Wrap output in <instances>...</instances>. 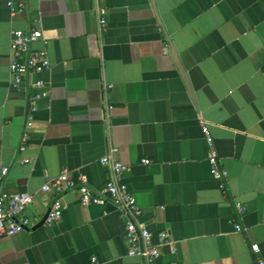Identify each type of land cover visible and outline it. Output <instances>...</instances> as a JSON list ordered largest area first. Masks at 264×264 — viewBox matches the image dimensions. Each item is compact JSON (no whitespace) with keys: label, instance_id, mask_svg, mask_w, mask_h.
<instances>
[{"label":"crops","instance_id":"obj_1","mask_svg":"<svg viewBox=\"0 0 264 264\" xmlns=\"http://www.w3.org/2000/svg\"><path fill=\"white\" fill-rule=\"evenodd\" d=\"M14 2L26 10L11 13L0 0V163L10 165L7 191L34 195L18 217L34 225L0 235V264H145L129 255L116 207L84 206L76 189L62 194L58 222L33 228L55 197L41 192L47 178L67 170L99 192L109 153L129 166L123 180L154 242L163 231L175 242V251L162 245L158 264H256L253 243L264 259V0ZM30 27L43 31L34 46L48 50L52 68L16 88L11 31ZM38 79L42 87L32 84ZM201 120L228 171V193L211 174ZM234 198L246 206L242 216Z\"/></svg>","mask_w":264,"mask_h":264},{"label":"built area","instance_id":"obj_2","mask_svg":"<svg viewBox=\"0 0 264 264\" xmlns=\"http://www.w3.org/2000/svg\"><path fill=\"white\" fill-rule=\"evenodd\" d=\"M8 6L11 13L25 11L24 4L16 5L14 0H8ZM103 10H100L102 13ZM101 26L105 27L107 22L101 16ZM36 22L41 23V19L37 18ZM44 39L43 31L39 27H30L27 30L14 28L11 31L10 40V56L9 63L10 83L16 88L25 86L26 79L33 74H40L52 68V62L49 57L48 50L45 48L35 47L34 44ZM35 87H42L44 82L36 80L32 83ZM40 95L33 96L36 100ZM36 110L33 107L30 110L29 120L32 119V113ZM204 136L208 144L209 150L207 160L209 162L210 171L215 180L218 182L219 189L223 193H228L229 174L221 161L218 149L216 147L215 138L205 120H201ZM28 132H24L21 138L20 151L23 152L27 148ZM114 151V149L112 150ZM31 162L30 158H19L18 163L24 164ZM103 164L109 165L111 174L107 178L105 185L99 192H95L87 183L85 176H72L67 170L61 172L55 178H47L41 187L43 193H55V197L50 202V211L45 220V225L52 226L58 222L63 215L66 204L62 198V194L68 190L76 189L80 193V200L84 206L91 204L105 205L113 204L120 214L126 219L125 239L129 246V255L140 257L145 264H158L161 255V247L170 244L172 250H176L175 242L170 240L168 232L160 233L158 243L154 242L152 232L147 226L140 221L143 209L137 202L133 192L128 184L123 180V174L129 169L127 164L115 160L112 153L101 158ZM142 162L146 165L152 163L149 158H143ZM10 172V165L0 163V235L10 236L23 231L34 225L29 217L19 220V215L33 205L35 202L34 195L26 192H9L5 188V183ZM234 207L236 214L242 216L246 211L243 202L234 198ZM236 230L243 231L240 223H236ZM251 251L255 256L256 264H264V259L258 257L260 246L258 243L251 245ZM96 261V258H94ZM170 264H179L178 261Z\"/></svg>","mask_w":264,"mask_h":264},{"label":"water","instance_id":"obj_3","mask_svg":"<svg viewBox=\"0 0 264 264\" xmlns=\"http://www.w3.org/2000/svg\"><path fill=\"white\" fill-rule=\"evenodd\" d=\"M152 4L154 6V9H155V12H156L157 16L159 17V13H158V11L156 9L155 2L152 1ZM168 40L170 42L171 54H172V56L174 58V61H175L176 65H177V68H178L179 72L181 73V75H182V77H183V79H184V81H185V83H186V85L188 87L190 96L194 100V91H193V87H192L191 82H190V79H189V75H188L186 69L182 65L181 59L179 57V53H178L177 49L175 48V45L173 44V42H172L171 39H168ZM50 209H49V211H50ZM49 211L45 214L44 218L38 224H36L33 228H38V227L44 225L45 220H46V218L48 216Z\"/></svg>","mask_w":264,"mask_h":264}]
</instances>
